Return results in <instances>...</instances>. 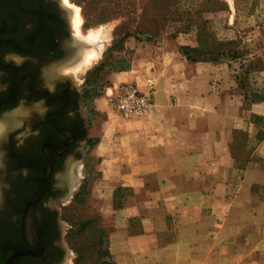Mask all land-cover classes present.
I'll return each instance as SVG.
<instances>
[{
  "label": "crops",
  "instance_id": "0c3cea01",
  "mask_svg": "<svg viewBox=\"0 0 264 264\" xmlns=\"http://www.w3.org/2000/svg\"><path fill=\"white\" fill-rule=\"evenodd\" d=\"M170 22L159 36L125 39L129 66L107 68L94 99L91 189L121 203L103 213L109 253L115 264H264V136L252 142L264 100L242 109L227 58L188 60L182 47L198 36ZM125 83L151 96L147 116L111 111Z\"/></svg>",
  "mask_w": 264,
  "mask_h": 264
},
{
  "label": "flooded vegetation",
  "instance_id": "af4514ba",
  "mask_svg": "<svg viewBox=\"0 0 264 264\" xmlns=\"http://www.w3.org/2000/svg\"><path fill=\"white\" fill-rule=\"evenodd\" d=\"M69 33L57 0H0V119H23L0 134V264H63L66 254L54 202L74 188L92 141L83 94L45 77L76 53Z\"/></svg>",
  "mask_w": 264,
  "mask_h": 264
},
{
  "label": "rangeland",
  "instance_id": "374dc122",
  "mask_svg": "<svg viewBox=\"0 0 264 264\" xmlns=\"http://www.w3.org/2000/svg\"><path fill=\"white\" fill-rule=\"evenodd\" d=\"M57 2L67 15L70 24L68 43L72 51L76 49V53L72 52L66 61L50 65L45 71V77L48 80L67 79L79 89L83 94L89 132L92 123L97 127L102 125V118L97 116L94 108V99L105 91L108 81L104 74L107 68L126 54L123 44L125 39H139L142 35L159 36L167 25H171L170 21L179 22V25L175 23L172 25L184 29L185 26L187 28L191 26L197 36L201 34L203 41L223 42L224 52L228 50L237 52V58H227L226 62L231 66L236 87L241 91L242 109H245L244 107L252 100L260 101L259 97L264 100V0H57ZM75 19H79L77 27L73 24L77 22ZM225 41L230 44H224ZM60 73L63 74L62 77L59 76ZM111 102L114 105L111 111L123 118L116 111L114 101ZM11 112L8 110L3 116ZM30 113L31 111L26 110L23 116L29 117ZM243 114L247 113L243 111ZM13 122L11 126L18 129L23 119H13ZM8 125L10 124L0 119V134L11 130V126ZM262 128L264 122L260 120V131L258 134L256 131L253 143H257L263 137ZM240 144L252 146L244 140H240ZM240 162L244 160L241 159ZM70 168H73L71 162L67 164L66 172L71 173ZM4 171L0 170V182L6 179ZM74 173L76 180L74 188L64 200L54 202L62 230L60 242L66 250L62 263L114 264L108 255L112 222L106 219L104 214L116 215L112 207L118 209L121 203L110 202L106 195L96 190L92 191V179L95 180L98 173L90 150L85 160L75 167ZM83 182H86L85 188L80 192V185Z\"/></svg>",
  "mask_w": 264,
  "mask_h": 264
},
{
  "label": "trees",
  "instance_id": "16d2710c",
  "mask_svg": "<svg viewBox=\"0 0 264 264\" xmlns=\"http://www.w3.org/2000/svg\"><path fill=\"white\" fill-rule=\"evenodd\" d=\"M185 29H187V26H185ZM145 36H151V35H145ZM205 44H206V49H204ZM224 44H230V42H226L225 41ZM222 45H223V42H217L215 40L203 41L202 40V36L200 34L198 36V45H197V47L183 46L182 47V51H183V54L187 57L188 60H191V59L192 60L204 59V60L217 61L219 59H226V58L235 59V58L238 57L237 52L234 51V50H228L227 52L222 51ZM128 66H129L128 58L122 56V57H119L118 59H116L114 61V64H112L110 67L111 68L114 67V68H119V69H125ZM243 74H245V71L243 72ZM259 98H260V100L263 99L261 97H259ZM245 99H246V96L244 97V100ZM250 102H254V101L252 100ZM259 119H261V118H259ZM259 131L260 130H258L257 134L259 133ZM260 139H262V138H260ZM93 144H94V141H91L90 146H92ZM94 160H95V163H96L97 160L95 158H94ZM93 180L94 179H92V182H93ZM85 183L86 182H83L82 185H80V189H79V190H81L80 192H83V190L85 188ZM117 202L120 203L119 201H116V203ZM98 242H100V240ZM108 255L111 257L109 252H108ZM97 258H98V255H97ZM102 264H104V263H102Z\"/></svg>",
  "mask_w": 264,
  "mask_h": 264
},
{
  "label": "built area",
  "instance_id": "2783aa9c",
  "mask_svg": "<svg viewBox=\"0 0 264 264\" xmlns=\"http://www.w3.org/2000/svg\"><path fill=\"white\" fill-rule=\"evenodd\" d=\"M111 97L116 111L123 118L142 117L150 113L151 96L142 93L134 83L120 85Z\"/></svg>",
  "mask_w": 264,
  "mask_h": 264
},
{
  "label": "bare ground",
  "instance_id": "6f19581e",
  "mask_svg": "<svg viewBox=\"0 0 264 264\" xmlns=\"http://www.w3.org/2000/svg\"><path fill=\"white\" fill-rule=\"evenodd\" d=\"M74 10H76V8L74 9ZM77 11V10H76ZM75 20H77V19H75ZM79 20V19H78ZM78 20H77V22H75V23H73L74 24V27L77 25V23H78ZM77 27V26H76ZM78 33V32H77ZM94 51V50H93ZM93 51H90V52H93ZM87 53V52H86ZM95 53V52H94ZM74 54V53H73ZM88 54V53H87ZM94 55V54H93ZM89 56V55H88ZM95 57V56H94ZM86 58V57H85ZM92 59V58H91ZM88 61H89V59H88ZM85 62V61H84ZM87 62V61H86ZM81 63H83V62H81ZM88 63V62H87ZM84 66H85V64H83ZM86 65H88V64H86ZM80 67V66H79ZM83 67V66H82ZM81 69V68H80ZM84 69V68H83Z\"/></svg>",
  "mask_w": 264,
  "mask_h": 264
},
{
  "label": "water",
  "instance_id": "95a60500",
  "mask_svg": "<svg viewBox=\"0 0 264 264\" xmlns=\"http://www.w3.org/2000/svg\"><path fill=\"white\" fill-rule=\"evenodd\" d=\"M34 234H35V232H34ZM35 239H36V241L38 240V239H37V235L35 236ZM7 264H9V263L7 262Z\"/></svg>",
  "mask_w": 264,
  "mask_h": 264
}]
</instances>
